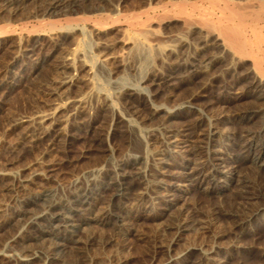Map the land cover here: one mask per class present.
<instances>
[{
  "label": "bare ground",
  "instance_id": "6f19581e",
  "mask_svg": "<svg viewBox=\"0 0 264 264\" xmlns=\"http://www.w3.org/2000/svg\"><path fill=\"white\" fill-rule=\"evenodd\" d=\"M33 1L35 0H0V15L7 13L11 16V20L0 19V46L8 43L16 35L33 37L35 45L37 39L47 32L52 35L50 46L55 50L62 45L59 37L71 33H83L86 26L88 33L97 38L105 31L119 29L120 37L112 38L110 43L106 39L108 42L100 41L98 44V49L101 50L100 54L103 52L99 58V67L102 68L105 67L109 59L112 63H117L118 66L126 65L125 57L122 55L120 58L113 52L117 45L129 46L128 54L134 53L137 59L146 62L152 59L155 53L166 51L171 53L173 47L168 45L169 39L178 43L179 52L177 51L175 61L166 65L167 70L145 79L144 82H148L153 93H150L149 90L148 94L143 93L145 88H124L121 98L123 113H118V115L125 122L129 123L130 119H134L138 124H143L142 122L151 119L154 113L163 111L152 108L154 110L147 113V105L138 100L141 94L149 97L150 103L156 95L160 93L165 95L166 91L172 93L174 89L188 80H195L197 74L203 72L202 69L219 66L216 67L218 70H215L217 75H213L207 85H200L201 87L195 90L196 92L189 95L183 101V106L178 113L167 112L168 120L165 125L156 130L158 132H156L157 135H153V139L146 142L149 146L158 145L161 148L171 144L176 152L183 151V153L198 157L197 169L190 171L187 166L191 163L190 159L181 157V162L166 163L163 170H156L157 173H153L152 177L148 175V178L136 164L140 163L141 158L136 157L129 163L118 164V167L108 174L109 184L102 180H96V176L103 178L104 173L99 170L87 169L88 171L84 172L88 175L85 182L78 179L73 180L70 182V186L74 191L66 193L64 196H56L53 191L55 184L58 183L53 180V175L58 163H50L46 158L51 154L59 153L63 156L64 163L73 164L77 159L72 160L71 145L73 141L82 139L76 134V129L85 130L83 139L86 145L80 158L87 159L93 150L109 152L105 145L97 144L98 137L96 135L90 137L93 130L97 128L96 123L98 122H76L82 113L79 109L83 99L62 94L65 88L76 84L80 71L88 66L83 57L79 55L80 53H77L74 58L71 55L65 57L60 64L62 69H70L71 61L74 60L79 62V69L75 71L78 75L73 72L64 73L57 83V90L52 92V96L59 101L56 104V111L61 112L58 116L59 119L56 118L58 114L56 112L39 114L30 129L34 140L46 143L43 154L31 166L14 172H6L5 168H0L1 197L7 196L10 201H15L20 205V208L10 211L7 204L0 202V214H7L10 211L11 221L15 222L18 227L17 233L7 241L17 247L19 252L10 261H13L14 264H66L64 256L67 250H71L78 257L84 255L89 249L90 241L80 239L79 232L83 228L82 225L91 222L95 224L110 223L120 229L126 224V219L118 213L117 208L118 202L127 198L131 192L128 179L139 177L146 188L151 184L152 187H157L156 176L159 174L171 177L178 192L181 193L189 187L201 188L205 185L207 195L218 198L219 204L215 207L212 206V210L207 213H202L198 210L199 208H194L195 214L191 215L192 217L183 218L184 221L174 223L169 228L173 235L169 243L163 239L157 241L142 233L137 234L135 229H132L127 235L129 236L126 239L127 248L131 246L130 240L137 239L142 243L150 241L151 249L146 247L148 251L147 249L145 251L149 257L155 258L150 264H171L174 261L178 264L188 262L191 264H217L211 262L213 259L210 258V255L224 249L221 244L226 231L215 226V221L222 218L227 228L242 230L252 218L264 213V179H262L264 176L260 177V174L264 172V166L261 168V165H258L259 160L264 156V3L259 2L258 4L255 0V2L253 0L243 2L236 0H164L158 5H152V2L145 3L146 5L119 12L115 5L107 4V0H95L96 4L90 3L89 5L82 4L80 1L53 0L45 8L43 14L25 16L26 18L16 19L12 22L17 11ZM88 1L93 2V0ZM40 16L42 19H38ZM45 16L49 20L44 21ZM155 24L159 28L164 27L167 33L161 35L162 31L158 32L153 29ZM157 25L155 26L157 27ZM173 25L176 27L173 28ZM186 36L193 37L190 43L186 41ZM103 39L105 40L104 37ZM19 50L24 54L30 48L19 47ZM15 59H17L16 56ZM38 63L39 61L33 64V70ZM185 73L187 75L183 76ZM217 78L220 81L216 80ZM175 80L178 82H174ZM215 85L226 90L233 86H239L242 96L249 95L254 99V106H246L234 111L225 106L227 100L217 99L218 101H212L209 104L211 100L206 91ZM96 95L94 91H89L86 94L84 100L86 103L88 102V105L91 104L89 109L93 107L92 99L99 101V96ZM213 104L217 105L220 112L208 117L204 111ZM94 108L101 114L107 113L109 106L104 104L100 107L94 106ZM112 112L113 119L111 117L110 119L118 122V125L110 127L108 133L113 135L115 132H122L131 141L133 131L129 128L130 125L128 123L129 126L125 125L116 113L114 114V110ZM226 117L234 118L236 126L239 128L238 131L226 135L230 136L228 137L230 143L224 146L225 151L237 148L238 153L234 157L228 156L225 151L211 150L216 142V137L221 133L219 130L220 121ZM96 120L99 121L100 118ZM151 141L153 143H150ZM246 166H254L256 174L241 177L239 170ZM173 167H177L179 171L175 174H168ZM221 178L229 181L241 178L238 181V197L233 205L229 203L228 206L225 205L226 202L224 203L226 199H224L225 186L219 184L222 182L219 180ZM43 183L47 187L37 191V188ZM104 192H107L108 203L103 212L93 218L86 216L87 211L84 212L81 208L92 209ZM165 195L173 197L165 202L167 205L174 206L178 197L169 195L168 192ZM75 213L82 215V218L77 219ZM189 231H195L194 233L202 235L206 240L207 247L204 248L200 245L196 248V245L190 250L186 248L188 250L182 258L171 256L173 247L178 245L184 234ZM249 234L251 232L242 233V236L247 237ZM40 242L46 245L45 248L37 247L36 244ZM132 244L134 245V243ZM109 245H111V241L108 240L103 243L102 248ZM229 250H225L227 259L233 256ZM159 254L164 257L163 263L161 261L156 263ZM240 254L242 253L240 252ZM191 256L194 257L193 260L190 259ZM260 260L264 264V254ZM230 261L232 264V259ZM245 263L238 261L233 264ZM88 264L93 263L89 261ZM122 264H128L126 259Z\"/></svg>",
  "mask_w": 264,
  "mask_h": 264
},
{
  "label": "rangeland",
  "instance_id": "374dc122",
  "mask_svg": "<svg viewBox=\"0 0 264 264\" xmlns=\"http://www.w3.org/2000/svg\"><path fill=\"white\" fill-rule=\"evenodd\" d=\"M51 1L53 0H35L27 6H22L13 16L12 22L16 19L26 18L25 16L43 14L45 8H47ZM68 1H80L82 4L85 3V5H89L90 3L96 4L95 0H93V2L88 0ZM162 1L164 0H107V4L115 5L119 9V12H124L151 2L152 5H158ZM236 1L243 2L245 0ZM255 1L258 4L259 2L264 3V0ZM87 15L90 14L87 13ZM0 19L6 21L11 20V16L7 13H3L0 15ZM38 19H42L41 16ZM43 19H45L44 21H47L46 19L49 20L47 16ZM155 25H153V29L158 32L162 31L161 35L167 33V30H165L164 27L159 28L158 25L157 27ZM172 27L174 28L176 26L173 25ZM87 29L88 27L86 26L83 33L80 34L71 33L69 35H62L59 37L62 45L55 50L51 49L50 46L52 35L47 32L37 39L35 45V39L33 37L28 38L22 35H16L12 37L8 43L0 46V168H5L6 172H14L31 166L32 163L43 154L46 143L41 140H34V137L31 136L30 129L33 126L35 118L39 114L56 112L58 113L56 118L57 120L59 119L58 116H60L61 112L56 111V104L59 101L52 96V92L57 90V83L64 73H76L75 71L79 69V62L77 60L71 61L70 69H62L60 64H62L65 57L71 55V57L74 58L77 56V53H80L79 55L83 57L88 66L80 71L76 84L69 88H65L62 94L72 98L80 97L83 99V103L79 109L80 113H82L77 118L76 122H98L96 123L97 130L95 129L97 132L93 130L94 133L92 132L90 137L96 135L98 137L97 144L101 143L100 145H105L109 152H98L93 150L87 159L80 158L86 145L83 139L85 138V130L76 129V134L82 139L73 141V144L71 145L70 150L72 160L77 159L73 164L64 163L63 156L59 153L51 154L46 158L50 163H58V165H56L57 169L55 168L56 172L53 175V180L58 184H55L53 194L56 196H64L66 193L74 191L70 186V182L76 179L85 182L86 179H88V175L84 174V172L89 169L99 170L104 173L102 175L103 178L96 176V180H102L109 184L110 178L108 174L116 169L118 164L124 162L129 163L136 157L141 158V164L136 163L137 166L146 173L145 175H149L150 177H152L151 175L153 173H157L156 170H163V168L166 167V163L172 161L181 162V157L190 159L191 163L187 165L190 171L197 169L198 166L196 162L198 161V157L186 152L183 153V151L176 152V149H174L171 144L161 148L158 145L149 146L146 142L153 139V135H157L156 132L158 131L156 130L162 125H165L168 120V113H178L183 106V101H185L189 95L196 92L195 90L199 89L202 85H207L211 78H213V75H217L215 70H218L216 67L219 65L209 69H202L203 72L198 73L195 80H188L177 89H174L172 93L169 91H166L165 95L160 93L153 97V100L149 103V97L145 94H148V90L150 93H153L151 92L153 89H151L148 82L144 81L148 77L158 75L167 70L166 65L173 63L175 61V56L179 52L180 48L178 43L169 39L168 45H171L173 47L172 51L176 53H173L172 51L171 53L170 51L160 53L157 51L158 53L153 55L155 60L152 58L153 60L150 59L149 61H146L147 64L150 63L149 65H147L145 61L142 62V60L137 59L134 53H129L131 54L129 55V46L117 45L114 47L113 52L120 58L123 55L126 60V65L124 67L118 66L117 63H112L109 59L110 61L107 60L105 67L101 68L99 67V58L103 52L100 54L101 50L98 49V44L100 41L108 42V40V43H110L112 38L120 37L121 33H118L119 29L105 31L97 38L91 35V33H88ZM185 39L190 43L193 37L186 36ZM19 47L22 49L29 47L30 50L23 54L20 53ZM15 56L17 59L14 60ZM37 61H39V63L33 70V64ZM76 74L78 75V73ZM184 75H187V73L183 74V76ZM216 80L220 81L219 78ZM7 82L9 83L6 85ZM174 82L177 83L178 81L175 80ZM126 87L136 89L145 88V90L142 91L145 94H141L138 100L147 105V113L155 108L162 109L163 111L154 113V116L151 119L142 122L143 124H138L134 119H130L129 123L123 121L118 113H123L121 98L124 88ZM238 87L239 86H233L226 90L220 89L215 85L208 88L206 94L208 93L207 95L210 96L209 99L211 101L209 104L218 99L223 101L227 100V105L225 106L234 111L246 106L253 107L254 99L249 95L242 96L240 94L241 89ZM89 91H94L97 94L96 96H99V101L92 99L93 107L90 109L89 107L91 104L88 105V102L86 103L84 100ZM104 104L109 106L107 113L100 114L98 111H95L94 106L98 105V107H100ZM113 110L114 114L116 113L117 117L121 119L125 125H130L129 128L133 131L131 134V141H129L127 136L123 135L122 132L118 131L113 135L112 133H108L109 129L116 124L118 125V122L116 123L110 119V117L113 119ZM218 110L219 108L217 105L213 104L204 111V114L211 117L218 114L220 112V110ZM96 119H98L100 123ZM234 120L235 119L232 117H226L220 121L219 130L221 133L216 137V142L213 144L211 150L216 152L225 151L224 146H226L227 143H230L228 138L230 136L226 135L239 130ZM110 123H113L114 125ZM150 143H153V141ZM237 151V148H235L225 152L228 156L234 157L238 153ZM258 165H261V168L264 166V156L259 160ZM178 171L177 167H173L168 174H175ZM239 174L241 177L244 175L253 176L256 172L254 166H246L240 168ZM261 176H264V172L260 174V177ZM156 178L158 186L152 187L151 184V186L147 185L149 187L146 188V186L141 183L142 180H139V177H130L128 182L130 184L131 192L127 198L118 202L119 206L117 208L118 213L126 219V224L120 229L110 223L95 224L94 222H91L82 225L83 228L81 232H79V237L82 241H90L89 249L87 253L79 257L71 250H67L64 256L66 264H88L89 261L93 264H122L125 259L128 264H150L155 260V258H152L151 256L149 257L147 253H145L147 248L151 249L150 241L148 242V245V243H142L137 239H134L135 241L130 240L131 246L127 248L126 239L129 237L127 235L130 230L135 229L137 234L142 233L148 237H153V239H156L157 241L163 239L165 242L167 241V243H169L173 237L171 234L172 231H170L169 228H171L174 223L182 222L188 217H192L195 214L194 208H199L198 210H200V212L207 213V211H211L213 207L218 206L219 204L218 198L207 195L205 185L201 188L189 187L185 192L181 193L178 192L174 185V180H172L171 177H165L158 174ZM240 179L235 178L230 181L225 178L219 179L222 181L219 182V184L225 186V205H228L229 203L230 205H233V202H236L238 197V181ZM262 179H264V177H262ZM44 187H47V185H44L43 183V185L41 184L40 187L37 188L38 190H36L41 191ZM147 190L148 193H146ZM167 192L169 195H176L178 197L174 206L167 205L165 202L166 200L173 198L169 196L168 198L167 195H165ZM0 202L7 204L10 211H15L17 208H20V205L17 202L10 201L7 196L1 197L0 195ZM107 203V192H104L92 209L89 210L87 207H82L81 209L84 210V212L87 211L85 214L86 216L93 218V216L97 217L103 212ZM10 211L7 212V214H0V264H14L13 261L10 260L15 258L19 253L17 247H14V245L7 242L9 241L8 239L17 233L18 228L17 224L11 221L9 215ZM77 214L78 213H75L76 218L81 219L82 215L80 216ZM215 226L226 231H223L226 235L221 244V247L224 249L211 254L210 258L213 259L211 262L217 264H230V260L232 259V264L237 263L238 261L246 262L245 264H262L260 259L264 254V213H260L252 218L246 223L242 230L232 229L230 227L227 228L222 218H218L215 221ZM194 232L195 231H189L184 234L178 245L173 247L171 256L182 258L188 249L195 248L196 245V248L200 247V245L204 248L207 247L206 240L203 236L198 233L197 235ZM250 232L251 234L247 237L242 236V233ZM251 236H253V238H251ZM108 240L109 242L111 241V245L102 248L103 243ZM132 243H134V245ZM36 245L41 249L46 246L41 242ZM226 249H230L229 252L233 255L230 259H227ZM240 252L242 254H240ZM131 255H134V258ZM163 258L164 257L159 254L156 263L159 261L163 263ZM193 258V256L190 257L191 260H193ZM171 264H178V262L174 261ZM186 264L191 263L188 262Z\"/></svg>",
  "mask_w": 264,
  "mask_h": 264
}]
</instances>
